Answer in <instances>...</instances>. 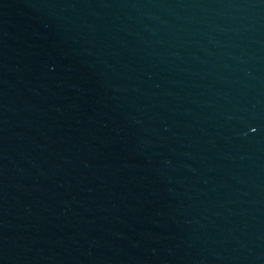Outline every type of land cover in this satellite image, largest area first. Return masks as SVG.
<instances>
[{"label":"water","instance_id":"95a60500","mask_svg":"<svg viewBox=\"0 0 264 264\" xmlns=\"http://www.w3.org/2000/svg\"><path fill=\"white\" fill-rule=\"evenodd\" d=\"M0 264H264V0H0Z\"/></svg>","mask_w":264,"mask_h":264}]
</instances>
